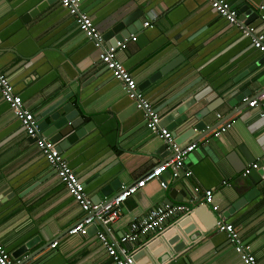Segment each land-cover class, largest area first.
I'll return each mask as SVG.
<instances>
[{
	"label": "crops",
	"instance_id": "0c3cea01",
	"mask_svg": "<svg viewBox=\"0 0 264 264\" xmlns=\"http://www.w3.org/2000/svg\"><path fill=\"white\" fill-rule=\"evenodd\" d=\"M227 1L243 8V19L264 33V0ZM80 5L108 43L122 40L121 28L133 27L117 57L163 124L194 115L169 127L179 142H198L186 158L193 175L186 184L166 171L165 187L148 181L121 204L116 219L91 223L87 234H70L82 208L0 93V239L15 264H115L98 231L108 228L119 239L152 207L177 203L192 211L127 243L137 264H243L218 220L233 223L264 264V118L259 106L245 100L264 89V53L209 0H80ZM100 51L59 0H0V69L47 138L44 122L73 113L75 126L56 145L96 201L137 182L169 154L159 149L163 143L147 127L144 112L102 64ZM195 123L202 130L187 134ZM253 163L258 167L244 174ZM258 171L261 181L251 174ZM192 185L199 187L196 199ZM209 188L218 210L204 203ZM248 193L250 199L234 208ZM201 205L207 208L200 219L194 212Z\"/></svg>",
	"mask_w": 264,
	"mask_h": 264
},
{
	"label": "built area",
	"instance_id": "2783aa9c",
	"mask_svg": "<svg viewBox=\"0 0 264 264\" xmlns=\"http://www.w3.org/2000/svg\"><path fill=\"white\" fill-rule=\"evenodd\" d=\"M59 1L61 5L76 18L78 26L84 36L93 41L94 45L101 50L100 60L102 64L122 83L129 98L135 102L138 109L144 112L146 125L149 130L162 142L166 143L170 151V154L162 162L158 163L137 182L123 185L115 195L104 201H94L93 198L86 193L84 182L69 165L67 159L56 145V142H53L42 134L40 123L36 115L25 106L21 95L15 91L9 76L0 69L1 96L9 104L15 116L20 120L27 134L35 139V142L42 150L48 162L56 169L58 177L64 182L68 191L82 208V218L70 226L68 232L70 234H87L88 226L91 223L98 221L103 224L116 219L120 215L121 204L129 198V196L146 186L148 181L159 180L161 186L165 187L167 183L165 179L162 178L164 172L169 171L174 178L184 179L187 184L190 177L193 175V170L186 162V158L188 154L198 148V142L196 140L187 143L177 141L173 131L162 123L161 115L157 108H155L151 100L141 92L132 73L117 57L118 48H125L128 38L119 40L116 43L106 42L101 32L95 26L91 16L82 10L80 0ZM209 2L230 24L236 26L243 36L251 39L252 46L264 53V33L258 31L256 26L241 18L238 8L232 6L227 0H209ZM260 7L263 8L264 5H260ZM145 25H150V23L146 21ZM136 38V35L132 36L133 40ZM245 100H247L248 105L251 107L259 106L261 108L260 116L264 118V89L251 98H245ZM230 125V122L226 123L220 129H217L215 134L219 135ZM257 167L258 163H253L245 169L244 174L250 173L252 168ZM191 192L195 199L200 195L199 187L197 186L192 185ZM203 198L204 203L212 204L214 210L219 209L218 204L214 203L213 190L211 188L204 191ZM191 211L192 207L186 203L171 205L159 204L152 207L140 220L132 221L128 231L122 234L121 238L111 237L108 234V228L98 231L97 237L105 246L107 253L112 257L115 264H137L135 253L127 246L128 242L136 240L141 234L145 235L159 232L164 228V224L169 218L176 216V214L187 215ZM217 226L220 231L228 235L243 264H261L256 258L250 244L244 242L233 223L225 220H218ZM57 242L58 241L55 240L52 246H55ZM0 264H15L14 259L7 251L1 239Z\"/></svg>",
	"mask_w": 264,
	"mask_h": 264
},
{
	"label": "water",
	"instance_id": "95a60500",
	"mask_svg": "<svg viewBox=\"0 0 264 264\" xmlns=\"http://www.w3.org/2000/svg\"><path fill=\"white\" fill-rule=\"evenodd\" d=\"M242 10H243V8L240 9V12ZM240 17L243 18L244 15L241 13L240 14ZM130 19L132 20V17L131 16H129L128 18H126L124 20V22L127 21V20H130ZM121 25L122 24H119L118 25V28H120ZM133 31H134L133 27H130L128 25L125 28H121L120 29V32H121V35L123 36L121 39H123L125 36H130V34ZM244 94L245 93H242L241 97H245V96H243ZM72 114H67L65 116H63V115L60 116V114H59V115H57V116H59V118H55L56 116L54 115L53 118H54L55 121L51 125H49V123H47V122H44L45 125H46L45 126L46 131H47L46 133H47V135H49L48 138L50 140H52L53 142H57L62 136L66 135L68 133V131H70L75 126V123H72V121H71L72 118H73L72 117ZM193 116L194 115L182 114L181 115V120L174 121L172 119H169V121H171L172 124H168L169 122L168 121L166 122L165 120H164V122L167 124L168 127L173 128V127L178 126L179 124H186V123H188L189 121H191V119L193 118ZM201 126L202 125L200 123L192 124L188 128L187 134L192 133V131L195 132V131H198V130H202ZM162 143H163V146H160L161 148H159V149L167 148L168 147V145L166 143H164V142H162ZM57 146L60 149V146L59 145H57ZM167 150L169 151L168 148H167ZM169 154H170V151H169ZM251 174H252V177H253V179L255 181H261V178H258L259 177L258 174H260V176H263V171H258L256 173L257 175H253V173H251ZM109 185L111 187H114V182L110 183ZM105 190L106 189L103 188L102 189V192L105 193ZM250 196H251V193L245 194L244 197H241L240 199H238L237 201L234 202L233 207L234 208H237L239 205H241L242 203H244L246 201V199H250ZM97 200L100 201V198H97ZM94 201H96V200H94ZM204 207H206V205H203V206L201 205L200 208H199V211H195L194 214L197 215L200 218V212L202 213L204 211ZM193 223L195 224V228H196L197 224L195 222H193ZM177 227H178V230L180 231V233H182V235L184 237H186L185 236L186 231L183 230V227H182V225H181L180 222L177 223ZM164 241H165V244L167 246V248L165 249L166 250V253L168 255H170L172 253V248L169 245V242H167L166 240H164ZM30 244H31L30 242H27L24 246H22L20 248V251H24L26 249V247H29Z\"/></svg>",
	"mask_w": 264,
	"mask_h": 264
}]
</instances>
